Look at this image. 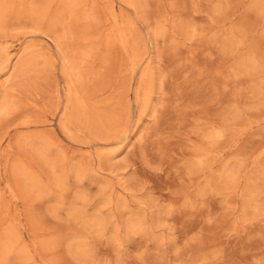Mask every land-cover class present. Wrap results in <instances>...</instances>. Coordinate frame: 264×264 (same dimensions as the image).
I'll return each instance as SVG.
<instances>
[{
	"label": "rangeland",
	"instance_id": "374dc122",
	"mask_svg": "<svg viewBox=\"0 0 264 264\" xmlns=\"http://www.w3.org/2000/svg\"><path fill=\"white\" fill-rule=\"evenodd\" d=\"M0 264H264V0H0Z\"/></svg>",
	"mask_w": 264,
	"mask_h": 264
}]
</instances>
